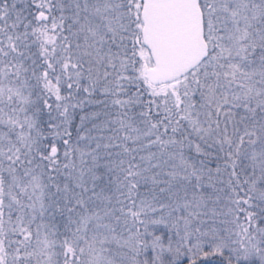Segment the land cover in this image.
<instances>
[{
  "label": "snow or ice",
  "instance_id": "1",
  "mask_svg": "<svg viewBox=\"0 0 264 264\" xmlns=\"http://www.w3.org/2000/svg\"><path fill=\"white\" fill-rule=\"evenodd\" d=\"M0 264H264V0H0Z\"/></svg>",
  "mask_w": 264,
  "mask_h": 264
}]
</instances>
